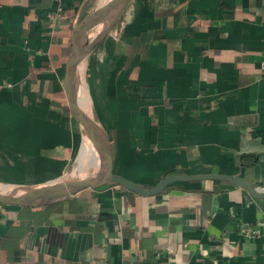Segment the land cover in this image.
Here are the masks:
<instances>
[{"label": "crops", "instance_id": "0c3cea01", "mask_svg": "<svg viewBox=\"0 0 264 264\" xmlns=\"http://www.w3.org/2000/svg\"><path fill=\"white\" fill-rule=\"evenodd\" d=\"M111 1L0 0L2 184L65 171L78 129L64 88L72 26ZM121 17L90 66L121 95L98 129L115 172L146 188L222 172L264 189V0H135ZM105 262L264 264V198L199 180L153 196L114 184L0 205V264Z\"/></svg>", "mask_w": 264, "mask_h": 264}, {"label": "water", "instance_id": "95a60500", "mask_svg": "<svg viewBox=\"0 0 264 264\" xmlns=\"http://www.w3.org/2000/svg\"><path fill=\"white\" fill-rule=\"evenodd\" d=\"M135 0H113L96 11L83 16L71 30V52L66 62L64 88L67 103L74 120L86 134V137L95 146L103 163L100 174L91 176L73 177L63 180H52L32 185H7L0 188V203L14 206H41L64 199L84 189H99L108 185H122L126 189L141 196L158 195L173 182L218 180L226 181L230 185L245 188L254 198H264V189H259L252 182L230 173L208 172L190 174L177 172L165 175L154 186L146 188L136 184L124 175L115 172L113 149L97 129L95 124L82 110L79 94L75 85L78 67L83 52L81 38L93 29L107 22H115ZM5 186V185H4Z\"/></svg>", "mask_w": 264, "mask_h": 264}, {"label": "rangeland", "instance_id": "374dc122", "mask_svg": "<svg viewBox=\"0 0 264 264\" xmlns=\"http://www.w3.org/2000/svg\"><path fill=\"white\" fill-rule=\"evenodd\" d=\"M118 20H116L115 22H117ZM115 22L113 23L107 22L104 25L95 28L93 31L83 36V39L81 40V44L83 45L82 46L83 52L79 64L80 73L79 74L77 73V77L75 81V85L78 93H80V87H81L83 96L86 98L84 110L90 115L94 124L98 126L97 129H99L100 131L102 130L104 132L107 130V128L101 124H104L105 122L107 123L108 118L109 120H111L110 119L111 113L107 110L108 105L112 103L115 104L118 103L119 102L118 98H120L121 95L114 94V89L112 87L113 82L111 80H109L108 82V80L104 78L105 75L99 74L98 77L92 75L93 70L92 68H90V66L93 57L94 59H99L101 57V54L105 49L104 43L106 37L112 34L113 25ZM118 25H120V23ZM88 47H89V51H87L86 55L84 56L83 53L85 52V48ZM97 67L100 71H102L100 73L104 72V70H102L103 67L102 64H98ZM75 124L77 125L78 129L76 136L77 144L75 145V151L73 152L74 154L71 158L68 159V163L65 171L59 176H57L55 180H63L73 177L84 176V175H78L72 173V171L76 168L77 164L79 163V161L77 162V157L80 154L81 146L83 145L84 139L86 138V134L80 128L78 123L76 122ZM30 129L32 130L33 128ZM91 175L92 174L85 176H91ZM38 183H44V182L21 183L16 185H32ZM2 185L3 184L0 182V186Z\"/></svg>", "mask_w": 264, "mask_h": 264}, {"label": "bare ground", "instance_id": "6f19581e", "mask_svg": "<svg viewBox=\"0 0 264 264\" xmlns=\"http://www.w3.org/2000/svg\"><path fill=\"white\" fill-rule=\"evenodd\" d=\"M87 51H89V47L85 48V52L83 53L84 56L86 55ZM85 101L86 98L83 96V92L80 87L79 102L83 111L85 107ZM99 160L101 161L95 146L86 137L84 139L83 145L81 146L79 163L77 164L76 168L72 171V173L78 175H84V176L89 174L92 175L100 174L103 170V163L101 161L100 164ZM6 187L8 186L7 185L4 186V184L0 186V188H6Z\"/></svg>", "mask_w": 264, "mask_h": 264}, {"label": "built area", "instance_id": "2783aa9c", "mask_svg": "<svg viewBox=\"0 0 264 264\" xmlns=\"http://www.w3.org/2000/svg\"><path fill=\"white\" fill-rule=\"evenodd\" d=\"M62 10H59V12H58V15L59 16H62ZM261 66L264 68V61L262 62V64H261ZM246 232L248 233V234H252L253 232H256V230H254V229H252V228H248L247 230H246ZM104 264H112V263H110V262H105Z\"/></svg>", "mask_w": 264, "mask_h": 264}, {"label": "trees", "instance_id": "16d2710c", "mask_svg": "<svg viewBox=\"0 0 264 264\" xmlns=\"http://www.w3.org/2000/svg\"><path fill=\"white\" fill-rule=\"evenodd\" d=\"M64 15H65V17H67V15L69 14V12H65L64 11ZM69 16V15H68ZM0 205H2L1 203H0ZM15 207H17V208H27V207H30V208H35V207H37V206H15ZM39 207V206H38Z\"/></svg>", "mask_w": 264, "mask_h": 264}]
</instances>
